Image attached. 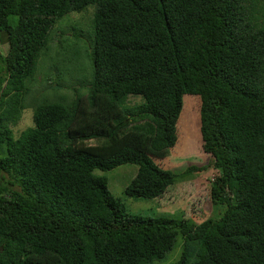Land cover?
I'll list each match as a JSON object with an SVG mask.
<instances>
[{"label":"trees","instance_id":"obj_1","mask_svg":"<svg viewBox=\"0 0 264 264\" xmlns=\"http://www.w3.org/2000/svg\"><path fill=\"white\" fill-rule=\"evenodd\" d=\"M72 12L87 24L46 59ZM0 43V264H153L178 238L170 264H264V0H0ZM184 94L207 162L178 173L153 158L178 139ZM122 164L143 199L211 168L217 215L127 212L94 173Z\"/></svg>","mask_w":264,"mask_h":264},{"label":"rangeland","instance_id":"obj_2","mask_svg":"<svg viewBox=\"0 0 264 264\" xmlns=\"http://www.w3.org/2000/svg\"><path fill=\"white\" fill-rule=\"evenodd\" d=\"M91 10L92 6H87L85 10ZM90 16V12H72L65 15L59 20V23L55 27V34L51 35V40L48 44V50L46 59L54 56L58 49L57 39L59 35L61 37L73 38L72 34L75 32L77 25L87 24V17ZM75 26V27H74ZM85 27V26H83ZM6 43H0V55H3L6 51ZM62 58V55H60ZM79 56V55H78ZM75 57V56H74ZM77 57L74 61L76 66L79 63ZM79 60V61H78ZM47 66V65H46ZM68 64L61 66L64 73H68V70H74L73 67H68ZM67 69V71H64ZM76 71V70H74ZM39 73L36 74V79L39 77ZM47 82H53L54 77L48 76ZM39 84L33 85V89H38ZM50 87L59 88L60 91H50ZM58 84H45L42 87L41 95L46 97L49 96L52 99L56 98L58 94L66 95V88L60 89ZM63 89V88H62ZM36 95L39 92L36 91ZM138 100V98H132ZM31 121V110L23 109L19 115V119L10 125L14 136H17L21 130L30 126ZM199 118L197 111V97L184 94L182 96V109L179 117L177 118V140L173 147L169 150V154L161 159L153 158V161L163 169H168L174 172H182L186 166L195 164L197 166L206 164V156L199 150L198 145L200 142L199 137ZM87 143H93L88 141ZM186 147H185V146ZM185 147L182 150V147ZM182 150V152H181ZM136 167L132 164H122L116 166L110 170L100 171L95 170L94 173L102 175L107 181V187L110 193L118 198L124 205L127 212L131 214H141L153 217H165L178 219L184 215V217L193 216L195 221L205 219L207 217H215L217 210L211 205L208 198V179L214 172L211 168L205 171L194 173L192 176L178 180L174 182L162 193V195L155 197L154 199H143V198H130L125 195L124 188L129 183L130 179L134 175ZM180 239L178 238L175 242L173 249H171L164 258L155 261L153 264H170L175 260L179 252Z\"/></svg>","mask_w":264,"mask_h":264}]
</instances>
